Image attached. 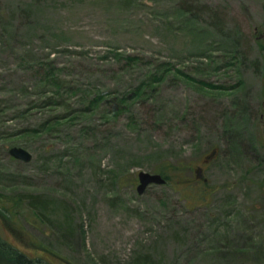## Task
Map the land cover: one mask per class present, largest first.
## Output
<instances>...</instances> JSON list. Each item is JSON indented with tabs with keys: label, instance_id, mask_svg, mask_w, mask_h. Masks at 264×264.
Returning a JSON list of instances; mask_svg holds the SVG:
<instances>
[{
	"label": "rangeland",
	"instance_id": "rangeland-1",
	"mask_svg": "<svg viewBox=\"0 0 264 264\" xmlns=\"http://www.w3.org/2000/svg\"><path fill=\"white\" fill-rule=\"evenodd\" d=\"M0 209L54 264H264V0H0Z\"/></svg>",
	"mask_w": 264,
	"mask_h": 264
},
{
	"label": "trees",
	"instance_id": "trees-1",
	"mask_svg": "<svg viewBox=\"0 0 264 264\" xmlns=\"http://www.w3.org/2000/svg\"><path fill=\"white\" fill-rule=\"evenodd\" d=\"M118 55H119L118 57L122 58L124 54L123 55L118 54ZM126 59L128 60V62H137L140 60L136 56H126ZM166 72H168V69L166 70ZM162 80H163L162 76H161V78H159L157 76H151L149 80L142 82V84L137 88V90H135L133 96H131L129 98L123 97V98L119 99L120 104L122 103V105H124L126 101L131 100V99L136 98V97L141 98L143 96V94L146 92V91H143V90H146V88H152L153 91H157V83H159ZM41 82L42 83L47 82L46 84H49V85L53 84V86L56 87L58 90L62 89V87H63L60 85V79L56 76V73L53 72V69H51L50 71H47V73L41 78ZM72 93H75V92H72ZM107 98H108V96H104L102 93L97 94L96 96H94L91 99V103L85 112L95 111L96 109H98L99 104L101 102L106 101L109 103ZM53 104H57V102H51L49 100L48 105L51 106ZM120 109H122V107L112 109L113 112L111 114L117 115L118 114L117 111H119ZM55 121H57V120H55ZM38 132H41V130H38ZM38 132L31 131L30 133L37 134ZM26 133L29 134V132H26ZM168 170L171 171L169 168H168ZM180 171L181 170H179L178 167L175 168V170H173V172H180ZM159 173L168 182L170 172L168 173V177H167V174L165 173V170H162ZM200 173L201 172L199 171V174ZM35 197L36 196H34V195L28 196V198H30V200H31L30 204L33 208H36V206L38 204V203H36L35 200H33V199H35ZM3 203H5V205H6L8 202L4 201ZM0 212L7 213L6 209H5V212L0 209ZM4 215L2 214L3 218L7 217V215L6 216H4ZM245 251H248L247 247L245 248ZM0 264H54V263L49 262V261H45L41 258H32V257L28 256L27 254L23 253L22 251H20L16 246L11 244L7 240H4L0 236Z\"/></svg>",
	"mask_w": 264,
	"mask_h": 264
},
{
	"label": "water",
	"instance_id": "water-1",
	"mask_svg": "<svg viewBox=\"0 0 264 264\" xmlns=\"http://www.w3.org/2000/svg\"><path fill=\"white\" fill-rule=\"evenodd\" d=\"M216 151H213L209 156L206 157V162L213 159L216 156ZM12 157L22 160L24 162H30L33 158L32 154L21 147H13L10 150ZM139 185L137 191L140 195L144 194L147 188L151 185H165L166 180L160 174H151L147 172H140L138 175Z\"/></svg>",
	"mask_w": 264,
	"mask_h": 264
},
{
	"label": "bare ground",
	"instance_id": "bare-ground-1",
	"mask_svg": "<svg viewBox=\"0 0 264 264\" xmlns=\"http://www.w3.org/2000/svg\"><path fill=\"white\" fill-rule=\"evenodd\" d=\"M200 172H201V170H200ZM158 174H160V173H158ZM161 175V174H160ZM162 176V175H161ZM163 177V176H162ZM164 178V177H163ZM165 179V178H164ZM166 180V179H165ZM138 182H139V179H138ZM168 182H167V180H166V184H167ZM165 184V185H166ZM139 185V184H138ZM152 186V185H151ZM150 187V186H149ZM148 189V188H147Z\"/></svg>",
	"mask_w": 264,
	"mask_h": 264
}]
</instances>
